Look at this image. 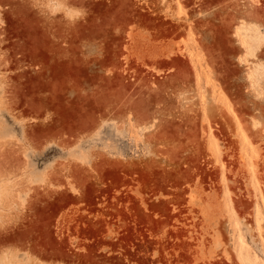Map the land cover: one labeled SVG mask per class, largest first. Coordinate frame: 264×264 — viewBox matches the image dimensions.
Instances as JSON below:
<instances>
[{
  "label": "rangeland",
  "instance_id": "374dc122",
  "mask_svg": "<svg viewBox=\"0 0 264 264\" xmlns=\"http://www.w3.org/2000/svg\"><path fill=\"white\" fill-rule=\"evenodd\" d=\"M0 264H264V0H0Z\"/></svg>",
  "mask_w": 264,
  "mask_h": 264
}]
</instances>
